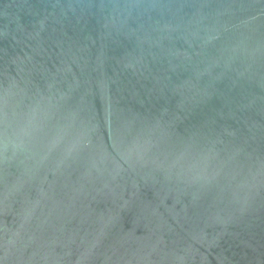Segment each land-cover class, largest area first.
Here are the masks:
<instances>
[{"label": "water", "instance_id": "95a60500", "mask_svg": "<svg viewBox=\"0 0 264 264\" xmlns=\"http://www.w3.org/2000/svg\"><path fill=\"white\" fill-rule=\"evenodd\" d=\"M0 264H264V0H0Z\"/></svg>", "mask_w": 264, "mask_h": 264}]
</instances>
